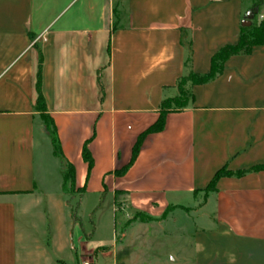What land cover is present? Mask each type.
<instances>
[{
    "label": "crops",
    "instance_id": "crops-1",
    "mask_svg": "<svg viewBox=\"0 0 264 264\" xmlns=\"http://www.w3.org/2000/svg\"><path fill=\"white\" fill-rule=\"evenodd\" d=\"M250 13L254 30L264 0H0V264H81L100 248L95 264H264V42L189 81L187 107L129 166L162 103L238 44ZM40 67L74 184L37 108ZM222 169L232 175L209 191ZM73 190L79 211L96 201L90 217L110 198L113 217L121 200L146 220L93 242Z\"/></svg>",
    "mask_w": 264,
    "mask_h": 264
},
{
    "label": "trees",
    "instance_id": "trees-1",
    "mask_svg": "<svg viewBox=\"0 0 264 264\" xmlns=\"http://www.w3.org/2000/svg\"><path fill=\"white\" fill-rule=\"evenodd\" d=\"M263 42H264V22H262L260 26L254 30L252 28L243 26L242 36L238 44L226 46L218 54H216L212 58V66H211V71L209 73L200 75V74H196L192 72L187 77H184L181 79V81L178 84L179 87L182 88L183 86L187 85L189 81H191L193 85L205 84V83L210 82L211 80L215 79L217 76L222 74L225 68V63L231 56L238 55V54H249L255 45L261 44ZM37 87H38V93H39L37 108L41 112V115L45 121L47 132L51 139L52 146L54 149V154L57 158L61 160V162L64 165H66L69 168L65 174L66 182L71 180L73 183L74 177H75V169L72 165H69L68 163H66L63 157V154H62V148H61V144L58 138L56 126L54 124L53 119L47 114L46 102H45V99L42 93V68L41 67H40L39 74H38V86ZM188 103H189V97L188 99H178V98L167 99L162 103L161 108H160L159 120L157 121L155 125L150 127L145 133H143L139 137L138 142L136 143L134 147L132 161L129 166H131L133 162L136 160L140 152L144 138L150 133H156V132L163 131L165 128V121H166L167 114L172 110H177V109L179 110V109H183L187 107ZM83 155H84L85 161L88 163L89 169L91 170L93 167L94 161H93V158L87 146L84 147ZM127 168L128 167H126L120 174L124 173ZM262 169H264V166H259L255 168V170H258V171ZM231 175L232 173L226 171V169L220 170L214 177V180L212 181V184L209 186L208 190L209 191L214 190L216 183L220 178L224 176H231ZM170 209H173V208L170 207L168 211H166V214L170 211ZM183 209L185 211H189L185 208ZM73 216H74V220L78 221L75 211H73Z\"/></svg>",
    "mask_w": 264,
    "mask_h": 264
},
{
    "label": "rangeland",
    "instance_id": "rangeland-1",
    "mask_svg": "<svg viewBox=\"0 0 264 264\" xmlns=\"http://www.w3.org/2000/svg\"><path fill=\"white\" fill-rule=\"evenodd\" d=\"M179 87V85H178ZM180 95L176 98L178 99H188L189 97V91L186 88V85L182 88L179 87ZM174 106V104H173ZM58 163V169L63 173L66 174L67 170L69 169L66 165H64L59 159H57ZM70 183H66V190L68 192H71ZM74 195L70 198L71 208L73 211L76 212L77 219L78 214L80 217L84 218V221L88 227L91 225L96 229L95 236L93 238V242H102L101 244H110L114 239V234L116 235V231L119 230L120 225V219L125 218L128 224L136 223L140 221L146 220L143 216H140L139 214H132L129 215V212H127V208L124 207L123 202L119 200L116 202V212L112 213V206L110 198L105 199L103 202L97 203V206L99 205V208H97L96 213H94V216L90 217L91 211L93 212L95 200L92 198H85L84 199V205L83 208L80 210V196L75 195L77 193L75 190H73ZM72 211V212H73ZM174 209H170L167 215H169ZM95 212V211H94ZM82 215V216H81ZM79 220V219H78ZM170 220H167L165 223L170 224ZM164 223V222H163ZM94 224V225H93ZM119 236H117V243H119ZM122 241V240H121ZM106 248H100L97 252H95L92 255H88L87 258H85L83 261H95L98 260V254H102L103 256L106 255ZM164 252V251H163ZM86 257V256H85Z\"/></svg>",
    "mask_w": 264,
    "mask_h": 264
},
{
    "label": "water",
    "instance_id": "water-1",
    "mask_svg": "<svg viewBox=\"0 0 264 264\" xmlns=\"http://www.w3.org/2000/svg\"><path fill=\"white\" fill-rule=\"evenodd\" d=\"M251 16H252L251 13L248 14V15H246V17H245V19H244V21H243V23H242V26H244V27H249V26H251V24H252V22H251Z\"/></svg>",
    "mask_w": 264,
    "mask_h": 264
},
{
    "label": "built area",
    "instance_id": "built-area-1",
    "mask_svg": "<svg viewBox=\"0 0 264 264\" xmlns=\"http://www.w3.org/2000/svg\"><path fill=\"white\" fill-rule=\"evenodd\" d=\"M81 264H95V261H82Z\"/></svg>",
    "mask_w": 264,
    "mask_h": 264
}]
</instances>
